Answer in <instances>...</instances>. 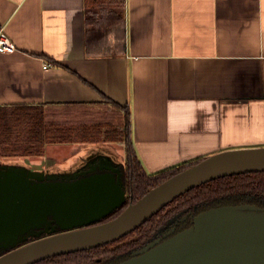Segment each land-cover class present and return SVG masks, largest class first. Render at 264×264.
Instances as JSON below:
<instances>
[{
  "label": "crops",
  "instance_id": "0c3cea01",
  "mask_svg": "<svg viewBox=\"0 0 264 264\" xmlns=\"http://www.w3.org/2000/svg\"><path fill=\"white\" fill-rule=\"evenodd\" d=\"M85 15L84 0H0L16 47L0 54L1 106L110 99L149 175L264 148V0H125L113 56L86 55Z\"/></svg>",
  "mask_w": 264,
  "mask_h": 264
},
{
  "label": "water",
  "instance_id": "95a60500",
  "mask_svg": "<svg viewBox=\"0 0 264 264\" xmlns=\"http://www.w3.org/2000/svg\"><path fill=\"white\" fill-rule=\"evenodd\" d=\"M95 150L87 149L86 156L106 159L112 167L99 170L101 174L88 171L85 179L81 175L87 174L78 172L51 175L44 167L33 170L26 162L0 165V264H36L113 244L195 188L221 178L264 174V148L222 151L98 225L125 204L126 193L115 183L124 162L115 167L112 154ZM41 232L49 236L41 238ZM120 264H264V213L245 207L209 210L194 218L189 229L162 242L151 241Z\"/></svg>",
  "mask_w": 264,
  "mask_h": 264
},
{
  "label": "trees",
  "instance_id": "16d2710c",
  "mask_svg": "<svg viewBox=\"0 0 264 264\" xmlns=\"http://www.w3.org/2000/svg\"><path fill=\"white\" fill-rule=\"evenodd\" d=\"M124 5L125 0H84L86 55L99 57L123 53L125 47ZM130 120L131 114L127 108L105 97L99 103L0 105V158L42 159L47 147L57 145L120 146L125 158L122 166L126 192L125 204L98 223V225L104 224L116 219L122 211L145 196L149 190L204 160L197 159L157 174H147L141 166L131 141ZM236 191L264 194V174L253 173L221 178L191 190L178 197L173 203L186 200L192 208L197 202L204 204L221 194ZM200 205L197 204V206ZM159 214L154 215L132 234L120 239L125 240L122 246L119 245L120 248L123 245V248H134L128 251L129 253L139 247L136 245L141 243L140 245L143 246V243L150 238L151 228ZM109 245L90 251L62 255L36 264H84L86 260L91 259V253L96 252L98 255L101 249L105 250L103 255L109 252L117 254L121 251L115 247L111 249Z\"/></svg>",
  "mask_w": 264,
  "mask_h": 264
},
{
  "label": "flooded vegetation",
  "instance_id": "af4514ba",
  "mask_svg": "<svg viewBox=\"0 0 264 264\" xmlns=\"http://www.w3.org/2000/svg\"><path fill=\"white\" fill-rule=\"evenodd\" d=\"M90 160L85 162L86 164L79 167L74 172H78V174H87L88 171H94L92 173L101 174L102 172H99V170L105 169V168H111L112 163H109L106 161V159L102 160L100 162L96 158H89ZM118 162H115V167L117 166ZM119 170V177L118 174L115 175V183L119 184L123 190L125 191L124 187V172L123 167L121 165L117 168ZM87 175H81V179H85L89 176ZM80 179V176L78 177ZM126 193V192H125ZM126 197V195H125ZM204 203V202H203ZM200 205V206H197ZM236 207H245V208H253L257 212L264 213V194H259L253 191H236V192H230L226 194H221L219 197H214L213 200L208 201L207 203L202 204L196 203L195 205L190 207L189 203H187L186 200H178L175 203L169 204L167 207L163 208L162 211H160L158 214V217L156 218L157 221L152 226V232L150 235V238L146 240V243H143L144 245L137 247L133 252L134 248H123L122 244L125 240L119 241L117 243L110 244L109 248H117L121 251L119 253H112L109 252L108 254L103 255V252L105 250H102L98 252V255L96 252H93L90 254L91 259L86 260V263L84 264H120L124 262L125 260L130 259L135 252L142 250L143 248L147 247L151 241H163L164 239L176 235L182 231H185L189 229L192 226V222L194 218L198 217L200 214H203L209 210H216V209H222V208H236ZM199 209V211H198ZM53 228V226L50 227V229ZM36 233V232H34ZM41 238H45L49 236V234L42 233ZM35 240V239H34ZM120 245V246H119ZM107 246V245H104ZM134 246V247H136ZM119 247V248H118ZM102 248V247H101ZM2 255V252L0 253V256ZM97 255V256H96ZM121 255V256H120ZM118 257V258H117Z\"/></svg>",
  "mask_w": 264,
  "mask_h": 264
},
{
  "label": "rangeland",
  "instance_id": "374dc122",
  "mask_svg": "<svg viewBox=\"0 0 264 264\" xmlns=\"http://www.w3.org/2000/svg\"><path fill=\"white\" fill-rule=\"evenodd\" d=\"M74 146H49L46 149V153L44 157L43 163H40V166L38 168L32 166L35 162H38V160L34 159H19V158H13V159H3L0 158V165H7L12 166L13 164L19 165L26 162V165L32 166L31 169H41L45 168L49 174L51 175H71L72 172L77 170L80 165H82V162L84 160L89 159L90 157L85 154V151L87 149L95 148L97 153L102 154H112L111 157L115 158L116 162L123 163L124 162V156L121 150V147L116 145H109V144H100L99 147H93V145H86L85 146H79V150H84L83 154L79 155V150H77L76 153L72 150ZM72 148V149H71ZM243 149V148H239ZM76 150V149H74ZM232 150V149H231ZM228 150V151H231ZM90 151V150H88ZM87 151V152H88ZM222 152V151H220ZM218 154V153H216ZM86 156V157H84ZM47 157V158H46ZM209 157V156H206ZM205 157V158H206Z\"/></svg>",
  "mask_w": 264,
  "mask_h": 264
},
{
  "label": "built area",
  "instance_id": "2783aa9c",
  "mask_svg": "<svg viewBox=\"0 0 264 264\" xmlns=\"http://www.w3.org/2000/svg\"><path fill=\"white\" fill-rule=\"evenodd\" d=\"M16 51L13 42L7 37L4 28H0V54H10ZM43 70L48 69V65H43Z\"/></svg>",
  "mask_w": 264,
  "mask_h": 264
}]
</instances>
